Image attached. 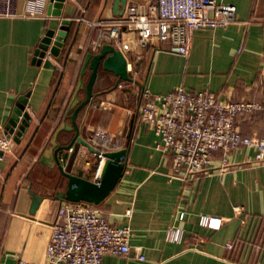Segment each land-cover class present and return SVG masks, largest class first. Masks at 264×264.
Wrapping results in <instances>:
<instances>
[{
  "label": "crops",
  "instance_id": "obj_1",
  "mask_svg": "<svg viewBox=\"0 0 264 264\" xmlns=\"http://www.w3.org/2000/svg\"><path fill=\"white\" fill-rule=\"evenodd\" d=\"M152 1L127 0L126 6L136 4L144 11ZM215 1L235 5V20L221 28L196 30L187 56L156 42L141 46L134 34L123 36L130 46L123 53L134 81L113 87L114 76L105 78L100 72L93 96L76 115L83 138L94 128L116 138L111 149L98 142L93 147L128 148L123 176L98 208L112 224L129 225L130 250L127 256L105 255L103 264H264V162L252 163L254 150H232L222 168L217 152L207 173L183 179L182 172L172 171L170 155L155 149V136L139 120L144 88L152 94L183 87L206 89L224 100H264V0ZM112 2L66 0L57 17L48 14L49 0H16L15 15L0 16V129L17 97L26 92L24 111L30 117L19 143L0 158V264H47L45 246L60 204L52 196L64 181L56 168L40 164L38 158L61 121L84 54L97 51L89 41L102 25L93 28L91 23L115 19ZM62 18L72 24L59 56H47L54 69L33 64L40 39L48 29L56 30ZM78 96L83 99L84 91ZM236 125L244 135L264 137L262 112L240 115ZM71 135L60 132L57 140L65 144ZM60 157L64 164L66 153ZM101 162L82 147L71 173L97 181ZM29 190L43 195L33 215ZM180 212L183 219L177 220ZM203 215L221 219L220 227H201ZM173 224L184 230L181 243L164 239L165 229ZM228 242L230 249L225 247Z\"/></svg>",
  "mask_w": 264,
  "mask_h": 264
},
{
  "label": "built area",
  "instance_id": "obj_2",
  "mask_svg": "<svg viewBox=\"0 0 264 264\" xmlns=\"http://www.w3.org/2000/svg\"><path fill=\"white\" fill-rule=\"evenodd\" d=\"M15 2L0 0V16H14ZM29 14H34L33 10ZM235 17V5L215 0H153L144 11L136 4H129L111 22L91 23L93 28L102 27L97 35H92L89 46L96 51L108 43L122 52L128 51L130 46L123 36L134 34L141 46L156 42L166 51L187 56L196 30L221 28ZM48 55L49 52L44 59ZM256 112L264 113V100H224L206 89L190 91L183 87L160 94L144 88L139 104V120L155 136V149L170 155L172 171L182 172L183 179L207 173L217 152L223 158L220 168L225 167V158L238 147L253 149L252 163H263L264 137L244 135L236 125L238 116ZM89 139L92 146L98 142L111 149L116 138L104 129L94 128ZM10 144L11 138H6L0 129V152H8ZM98 158L103 159L100 154ZM235 211L240 213L242 209L236 207ZM183 216L180 212L176 219ZM198 224L218 229L221 219L203 215ZM130 235L128 224H112L107 214L94 205L61 202L50 226L44 258L47 264H103L105 255L129 254ZM183 238V228L173 224L165 229V241L181 243ZM225 247L232 248V243H226Z\"/></svg>",
  "mask_w": 264,
  "mask_h": 264
},
{
  "label": "water",
  "instance_id": "obj_3",
  "mask_svg": "<svg viewBox=\"0 0 264 264\" xmlns=\"http://www.w3.org/2000/svg\"><path fill=\"white\" fill-rule=\"evenodd\" d=\"M65 1L49 0L48 14L59 17ZM126 2L127 0H113V17L116 18L123 14ZM71 24L70 19L62 18L56 30L48 29L35 48L31 62L42 65L44 68L54 69V65L48 59H44V56L47 51L53 57L59 56ZM87 71H89L87 80L83 81L82 77ZM100 72L105 73V78L108 75L114 76L113 87H116L121 81H134L128 74L127 59L124 53L113 45L104 43L96 52L88 51L84 54L75 87L65 106L61 121L38 158L40 164L50 169L56 168L64 181L63 188L56 190L52 196V199L59 203H83L97 206L113 191L125 170L128 148L101 151L92 146L89 138L82 137L76 124V115L93 96V85ZM80 91H84L83 99L78 96ZM28 96L29 92H26L17 97L10 117L3 127L6 138H11L10 147L19 143L30 122L29 115L24 111ZM60 132L72 134L67 143L60 144L58 142L57 138ZM82 147L94 155L100 154L103 157L97 181H89L71 173L72 165ZM61 152L66 153L64 164V159L60 157ZM29 195L31 199L29 214L33 215L42 201L43 195H37L31 190H29Z\"/></svg>",
  "mask_w": 264,
  "mask_h": 264
},
{
  "label": "trees",
  "instance_id": "obj_4",
  "mask_svg": "<svg viewBox=\"0 0 264 264\" xmlns=\"http://www.w3.org/2000/svg\"><path fill=\"white\" fill-rule=\"evenodd\" d=\"M111 22V21H110ZM117 145V142H116V140H115V145H114V147ZM100 205V204H99ZM99 205H97L96 207H99Z\"/></svg>",
  "mask_w": 264,
  "mask_h": 264
}]
</instances>
